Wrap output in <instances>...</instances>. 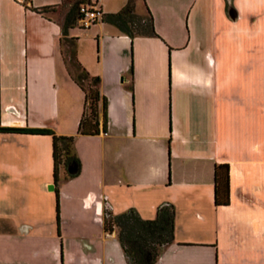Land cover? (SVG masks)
Here are the masks:
<instances>
[{"label": "crops", "instance_id": "obj_1", "mask_svg": "<svg viewBox=\"0 0 264 264\" xmlns=\"http://www.w3.org/2000/svg\"><path fill=\"white\" fill-rule=\"evenodd\" d=\"M62 1L0 0V127L74 136L80 163L73 178L58 169L57 226L50 136L0 133V264H128L104 206L152 220L163 203L172 241L153 264H264V0H134L156 36L130 39L98 19L86 47L89 27L70 28L105 99L96 135L76 133L84 93L59 22L36 11ZM88 2L105 14L126 0ZM222 164L227 204L215 205Z\"/></svg>", "mask_w": 264, "mask_h": 264}, {"label": "trees", "instance_id": "obj_2", "mask_svg": "<svg viewBox=\"0 0 264 264\" xmlns=\"http://www.w3.org/2000/svg\"><path fill=\"white\" fill-rule=\"evenodd\" d=\"M24 8H31V0H20ZM88 0L62 1L66 10L60 24L61 56L68 75L84 93V107L77 125V134L96 135L106 129L105 99L98 92V77L89 76L75 59L74 44L68 42V30L79 27L80 18L78 7L88 4ZM52 7L36 9L45 14ZM100 13V12H99ZM137 16L134 11V0L126 3L114 13L100 14V21L115 27L122 35L132 39L137 36H156L152 27L151 16ZM66 45L65 49L62 48ZM85 83V85H84ZM98 103L100 118H98ZM0 133L46 135L51 138L52 185L55 196V217L58 226V169H63L64 179L75 177L80 169V163L73 151L74 136H57L46 128H12L0 127ZM68 168L71 171H68ZM227 165H215L213 169V202L215 205L227 204ZM173 208L168 203L160 204L152 220H142L133 209H128L118 215H112L108 206L102 210V226L104 232L110 233L112 228L117 230V241L128 264H153L162 249L172 241Z\"/></svg>", "mask_w": 264, "mask_h": 264}, {"label": "rangeland", "instance_id": "obj_3", "mask_svg": "<svg viewBox=\"0 0 264 264\" xmlns=\"http://www.w3.org/2000/svg\"><path fill=\"white\" fill-rule=\"evenodd\" d=\"M91 2V4H94V5H99V6H103L105 9H119L120 6H117V5H120L121 3V0H89ZM120 1V3L118 4V2ZM123 1V0H122ZM96 3V4H95ZM116 7V8H115ZM66 10V7L64 5H59L57 7H55L52 11H49L47 13V16H49L51 19L57 21V22H61L62 20V17L64 15V12ZM110 13H113V12H110ZM146 17V14L144 15ZM77 25L79 26V24L77 23ZM77 27V26H76ZM95 28H92L91 25L89 26V29L86 30V31H82V32H78L79 35H80V40L78 41V45L80 46H83V47H86L88 46L90 40L88 38V36L91 35V33L93 32ZM73 43V40H70L68 42V45L69 44H72ZM66 45H63L62 48L65 49ZM85 85V83H84ZM98 118H100V104L98 103ZM52 196H54V193L52 192L51 193ZM55 200V198H54ZM52 203H54V201L52 200Z\"/></svg>", "mask_w": 264, "mask_h": 264}, {"label": "built area", "instance_id": "obj_4", "mask_svg": "<svg viewBox=\"0 0 264 264\" xmlns=\"http://www.w3.org/2000/svg\"><path fill=\"white\" fill-rule=\"evenodd\" d=\"M78 13L80 15L78 22L82 28L89 27L101 17L98 10L94 9L93 7H89L86 4L79 5Z\"/></svg>", "mask_w": 264, "mask_h": 264}, {"label": "water", "instance_id": "obj_5", "mask_svg": "<svg viewBox=\"0 0 264 264\" xmlns=\"http://www.w3.org/2000/svg\"><path fill=\"white\" fill-rule=\"evenodd\" d=\"M68 171L70 172V171H71V169H70V168H68ZM49 189H51V188L49 187Z\"/></svg>", "mask_w": 264, "mask_h": 264}]
</instances>
